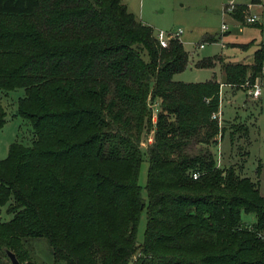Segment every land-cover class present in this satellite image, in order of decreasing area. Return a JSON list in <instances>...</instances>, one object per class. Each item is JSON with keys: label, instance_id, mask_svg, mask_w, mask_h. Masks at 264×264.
I'll use <instances>...</instances> for the list:
<instances>
[{"label": "trees", "instance_id": "1", "mask_svg": "<svg viewBox=\"0 0 264 264\" xmlns=\"http://www.w3.org/2000/svg\"><path fill=\"white\" fill-rule=\"evenodd\" d=\"M221 62L222 81L174 80L188 65L182 41L161 46L122 0H0V92L24 89L15 115L33 132L0 159V264L7 251L37 264L33 241L54 264H264V195L212 150L227 128L212 118L221 84L264 77V42L251 64ZM5 118L0 105V129Z\"/></svg>", "mask_w": 264, "mask_h": 264}, {"label": "rangeland", "instance_id": "2", "mask_svg": "<svg viewBox=\"0 0 264 264\" xmlns=\"http://www.w3.org/2000/svg\"><path fill=\"white\" fill-rule=\"evenodd\" d=\"M122 3L136 19L150 25L155 33L162 31L168 35L181 31L179 39L188 52V65L173 75L174 80L196 82L215 78L222 81L221 61V64H251L255 50L264 42V0H122ZM230 4L235 5L228 11L227 6ZM239 5L247 7L243 10L240 21L232 17ZM250 14H257L258 20L248 23L246 17ZM201 43L203 46L199 47ZM204 57H219L221 60L211 67H197L195 63ZM258 82L261 83L258 98L248 94V86L252 84L250 81H246L239 88L221 84V114L220 120H217L219 125H226L227 128L219 136L218 145L212 150L220 167L235 166L238 174L257 183L264 195V77L254 81ZM23 95V88L7 93L0 92V105L6 111V121L0 129V159L6 157L13 141L30 144L33 139L29 121L15 115L16 101ZM153 107L154 121L156 108ZM233 122L245 125L248 128L247 134L237 133L231 137L228 127ZM145 138L141 145L142 150L151 142V134ZM147 165L144 156L137 182L145 200ZM0 212L4 220L10 217L5 214L4 207L0 208ZM241 218L247 225L255 221L251 213H242ZM145 226L144 208L137 228L138 243L143 240ZM31 244L32 257L37 264H54L44 242L33 241ZM57 264L66 263L59 261Z\"/></svg>", "mask_w": 264, "mask_h": 264}, {"label": "built area", "instance_id": "3", "mask_svg": "<svg viewBox=\"0 0 264 264\" xmlns=\"http://www.w3.org/2000/svg\"><path fill=\"white\" fill-rule=\"evenodd\" d=\"M234 5L235 4H230L229 6H227V10L231 11V9L234 8ZM224 10H225V8H224ZM225 12H226V10H225ZM257 20H258L257 14H250L246 17V21L248 23H254ZM155 34H156V37H157L160 45L165 47V46H167L169 39L179 38L181 31L179 30V31H176L174 33H170L168 35H165L162 31H159ZM200 46L202 47L203 45L201 44ZM262 67L264 69V64L262 65ZM260 85H261V83L258 82V83H253L250 86H248V94L254 98H258L260 96V92H261L260 91L261 90ZM220 100H221V91H220ZM220 114H221V112H220V108H219V110L212 115V118L220 120ZM198 175H199V173H197V172L193 173L194 178H197Z\"/></svg>", "mask_w": 264, "mask_h": 264}, {"label": "water", "instance_id": "4", "mask_svg": "<svg viewBox=\"0 0 264 264\" xmlns=\"http://www.w3.org/2000/svg\"><path fill=\"white\" fill-rule=\"evenodd\" d=\"M7 255L11 261V264H18V261L14 255V253L10 252V251H7Z\"/></svg>", "mask_w": 264, "mask_h": 264}, {"label": "crops", "instance_id": "5", "mask_svg": "<svg viewBox=\"0 0 264 264\" xmlns=\"http://www.w3.org/2000/svg\"><path fill=\"white\" fill-rule=\"evenodd\" d=\"M202 44V43H201ZM201 44H199V47H201L200 45ZM203 45V44H202ZM209 80V79H208ZM218 80V79H217ZM178 81V80H177ZM206 81V80H205ZM218 81H220V80H218ZM185 82V81H184ZM196 82H202V81H196ZM220 108V107H219Z\"/></svg>", "mask_w": 264, "mask_h": 264}]
</instances>
